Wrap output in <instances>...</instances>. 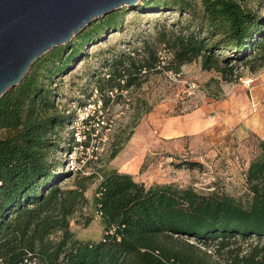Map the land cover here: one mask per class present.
Segmentation results:
<instances>
[{
	"label": "trees",
	"instance_id": "1",
	"mask_svg": "<svg viewBox=\"0 0 264 264\" xmlns=\"http://www.w3.org/2000/svg\"><path fill=\"white\" fill-rule=\"evenodd\" d=\"M156 10L176 16L173 26L190 25L167 29L157 23L154 41L107 50L101 70L90 79L103 110L124 92L141 88L149 72L161 70L156 68L158 46L171 52L164 68L176 73L198 62L203 71L234 82L241 77L238 67L251 73L264 68V0H146L136 8L139 13ZM122 23L117 10L92 21L37 59L0 98V133L5 132L0 136V264H264V140L257 139L243 170L247 202L173 184L147 187L115 168L99 167L87 175L63 170L58 153L72 150L64 137L72 113L55 99L59 77L84 48ZM210 80L222 91L216 79ZM150 111L146 101L136 107L129 131L112 142L109 161ZM72 142L77 144L73 137ZM87 207L92 216L83 214ZM96 214L101 238L75 236L70 223L87 226Z\"/></svg>",
	"mask_w": 264,
	"mask_h": 264
},
{
	"label": "rangeland",
	"instance_id": "2",
	"mask_svg": "<svg viewBox=\"0 0 264 264\" xmlns=\"http://www.w3.org/2000/svg\"><path fill=\"white\" fill-rule=\"evenodd\" d=\"M145 1L139 0L136 6L124 5L116 9L121 11L123 15L121 28L117 29V31L108 32L100 40L84 48L82 56L65 74L59 77L61 81L59 85L60 95L55 97V99L57 102L60 101L65 104L72 113L70 124L64 134L67 142L65 147H71V151H74L73 153L78 160L89 159L93 155L91 149L96 151L97 160H93L90 167L85 168L84 172L81 173L82 175H87L90 171H95L99 167L115 168L131 174L136 182L143 183L147 187L155 184H173L179 188L191 187L195 191L204 194L212 191L213 193L228 194L241 202H247L250 199V193L244 184L243 168L239 163L235 165L231 157L226 154L221 156V158L216 153L208 155V147L211 146H205L204 144H202V147L197 146L195 151L192 150L190 152L191 150H189L188 145H185L186 142L184 141L170 145L171 151H154L160 149V147L164 148L165 145L161 139L154 135L153 129L145 124L140 126L148 113L141 118L138 125L133 129L132 137L124 144L118 155L113 160H108V155L112 148L111 144L116 140V135H125L129 131V125L134 121L136 107L142 101L148 103L151 111L154 108H164L166 105L167 107L172 105L176 113L179 112L180 102H185L188 105H192V103L201 105L202 95L209 96L216 101L220 100L223 97V93L218 90L217 83L211 82L210 79H216L215 81L219 82L221 88L222 86L233 84L229 81H222L219 74L214 71H203L200 64L194 62L184 65L181 68V72L183 81L198 85L197 98H186V94H183L182 91L183 87L169 82L164 73L166 68H164L158 72H149L141 88L131 89L127 93L124 92L122 99L118 101L113 96L112 100L115 101H111L105 110H98V96L95 91L91 90L90 79L91 75L101 70L104 57L109 53L107 50H125L126 43L132 41L138 44H140L139 41L144 39L150 42L154 41L156 34L155 25L157 23L165 24L167 29H183L190 25L188 22L182 21L179 27L173 26L177 18L176 16L168 15L169 12L167 11L137 12L136 8L142 6ZM262 13H264V10H262ZM166 51L169 52L167 48L158 46L160 56L167 57ZM169 62V60H166L165 67ZM236 70L240 73H249L244 66L238 67ZM236 82H239V80L237 79ZM246 94L250 97L248 92ZM84 104H87L86 110H83ZM96 110L98 111L96 112ZM85 112L94 115V117L89 121L88 125L84 126L81 123V119H83ZM165 112L168 114L171 111L167 110ZM4 135L5 132L0 133V136ZM77 136L82 141H84V137L86 138L85 141L90 140L91 148L85 150L74 144L72 137L73 141L77 142ZM249 141H251L254 148L257 139L255 140L251 136ZM212 148L218 151L222 150L217 145L212 146ZM206 150L207 153L204 154ZM68 151L58 153V157L64 164ZM200 153L207 156L204 159L200 158ZM253 155H251V158ZM171 157L172 160H170ZM181 163L184 164L178 167ZM189 163H198L200 166L192 168L187 165ZM63 170L66 171L64 165ZM68 181L63 185L68 184ZM93 188L92 186L87 192V197L90 200H92ZM83 214L92 216V207H87L83 210ZM70 226L74 235L83 239L99 240L103 232L101 221L97 214L93 215V220L87 226L76 224L74 221L70 223ZM240 247L246 249L247 244H242Z\"/></svg>",
	"mask_w": 264,
	"mask_h": 264
},
{
	"label": "crops",
	"instance_id": "3",
	"mask_svg": "<svg viewBox=\"0 0 264 264\" xmlns=\"http://www.w3.org/2000/svg\"><path fill=\"white\" fill-rule=\"evenodd\" d=\"M246 79L251 80L250 87L243 84ZM238 80L222 86L223 97L218 101L202 95V104L186 112L175 113L172 105L149 112L140 126L145 124L153 129L165 145L154 151H171L170 145L184 141L192 152L204 144L211 146L208 155L216 153L221 158L226 154L235 165L239 163L246 170L254 153L249 139L252 136L255 140H264V68L258 73H241ZM167 110L171 112L166 114ZM214 145L222 150L213 149ZM199 156L204 159L207 155L200 153Z\"/></svg>",
	"mask_w": 264,
	"mask_h": 264
},
{
	"label": "water",
	"instance_id": "4",
	"mask_svg": "<svg viewBox=\"0 0 264 264\" xmlns=\"http://www.w3.org/2000/svg\"><path fill=\"white\" fill-rule=\"evenodd\" d=\"M139 0H0V98L89 23ZM65 166V164H64Z\"/></svg>",
	"mask_w": 264,
	"mask_h": 264
},
{
	"label": "built area",
	"instance_id": "5",
	"mask_svg": "<svg viewBox=\"0 0 264 264\" xmlns=\"http://www.w3.org/2000/svg\"><path fill=\"white\" fill-rule=\"evenodd\" d=\"M166 52H167L166 53L167 54V57L160 56V54L158 52V59H159V61H158L157 66H156L157 69H161V70L164 69V66L166 64V60L171 61V59H172L171 52H168V51H166ZM164 73L166 74V77L168 78V80H169L170 83L175 84V85L177 84V85L183 87L182 88L183 89L182 91H183V94H186V98H189V99H191V98H197L198 85L195 84V83H187V81H183V79H182V72L176 73V72H174L172 70H166V71H164ZM242 82H243V84H246L247 86H249L250 83H251V80L250 79H246V80H244ZM109 95H110L111 99L114 96L113 93H109ZM184 99H182V100H184ZM97 102H98V107H99L98 110L102 109V107H101L102 106V103L99 100V98H98V101ZM181 103H182V106H181V111L182 112H186V111H189L191 109H194L198 105V104H195V103H192V105H190V104L188 105L185 102H181ZM84 109L85 110L87 109V104H84L83 110ZM98 110H96V112ZM94 113H95V111H94ZM93 117H94V115H90L89 113L85 112V114L83 116V119H81V123L85 126V122L92 120ZM76 139H77V142H75V143H77V146L78 147L83 148L85 150H89L91 148L90 140L89 141H85L86 138L84 137V141H82V139H80V137H78V136H77ZM85 142H88V146L87 147H85L84 144H83ZM91 151H92L93 155H91V157L89 159H91V160H97V155H96L97 153H96V151H93V149H91ZM73 152L74 151H71V152L67 153V158H66V161H65V170L66 171H70V172H74V173H76V172L83 173L84 172V169H85L86 161L88 159H84V160L83 159H79L78 160L75 157V155H74ZM92 156L93 157L95 156V157L93 158ZM170 160H172V157L170 158Z\"/></svg>",
	"mask_w": 264,
	"mask_h": 264
}]
</instances>
